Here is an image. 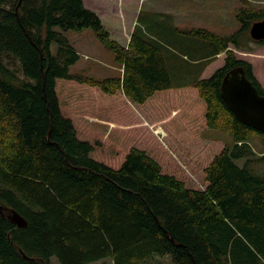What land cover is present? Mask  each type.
I'll return each mask as SVG.
<instances>
[{
    "label": "trees",
    "instance_id": "16d2710c",
    "mask_svg": "<svg viewBox=\"0 0 264 264\" xmlns=\"http://www.w3.org/2000/svg\"><path fill=\"white\" fill-rule=\"evenodd\" d=\"M237 16L242 27L229 35L186 32L208 52L191 62L196 82L174 85L162 43L140 19L123 46L83 0H0V205L28 222L0 215V264H140L164 254L173 264H264V153L250 144L255 134L264 144V132L221 96L237 66L264 95L252 63L230 48L264 45L250 35L264 9ZM85 27L115 53L121 75L70 72L79 54L58 28ZM222 52L225 63L201 78ZM155 122L177 154L208 148V128L234 143L206 164L182 165L150 130Z\"/></svg>",
    "mask_w": 264,
    "mask_h": 264
},
{
    "label": "rangeland",
    "instance_id": "374dc122",
    "mask_svg": "<svg viewBox=\"0 0 264 264\" xmlns=\"http://www.w3.org/2000/svg\"><path fill=\"white\" fill-rule=\"evenodd\" d=\"M113 2L118 3L116 0H84L87 7H93L95 11H100L103 23L113 31L110 38L126 46L128 42L126 36L122 42L115 39L114 26L117 25V12H112ZM128 4V2L123 4V8L126 10L127 17H132ZM247 7L264 9V0H145L139 23L146 31L148 38L153 37L162 43L161 48L174 85L192 84L196 82L197 76V72L194 73L193 68L198 69V67L191 62L203 57L208 49H206L204 40L186 32L192 28H206L222 35L232 34L242 27V22L237 15L241 13L242 8ZM115 9H117L116 6ZM58 30L66 35L79 54L77 62L70 66V72L83 73L97 79L121 75L122 68L115 60V53L100 40L92 28L85 27L81 30L58 28ZM250 45L253 48L251 51L240 50L233 45L230 48L235 51L239 59L252 63L253 72L264 87V45L253 41L250 42ZM53 51H56L55 44ZM215 59L217 60L208 66L205 73L202 72L201 77L211 76L225 63V52L218 54ZM152 124L149 125L152 133L165 147L168 146L173 157L182 165H185L186 162L188 165H193L200 161L201 165L206 164L221 146L234 143L233 135L230 132L224 129L208 128L200 133L201 140L208 148L197 146L193 152L180 150L181 154H177L170 148L164 124L161 122ZM250 144L257 154L264 153V144L260 135H253L250 138ZM244 160L240 159L239 163L242 165ZM196 181L199 184L202 183V179L196 178ZM89 264H113V261L110 258H105ZM140 264H173V261L171 254H164L155 255L154 258L146 259Z\"/></svg>",
    "mask_w": 264,
    "mask_h": 264
},
{
    "label": "water",
    "instance_id": "95a60500",
    "mask_svg": "<svg viewBox=\"0 0 264 264\" xmlns=\"http://www.w3.org/2000/svg\"><path fill=\"white\" fill-rule=\"evenodd\" d=\"M250 35L254 40H264V18L252 23ZM221 96L238 120L264 132V95L247 77L242 66L226 73L221 84ZM0 215L20 228L28 225L24 216L4 204L0 205Z\"/></svg>",
    "mask_w": 264,
    "mask_h": 264
},
{
    "label": "crops",
    "instance_id": "0c3cea01",
    "mask_svg": "<svg viewBox=\"0 0 264 264\" xmlns=\"http://www.w3.org/2000/svg\"><path fill=\"white\" fill-rule=\"evenodd\" d=\"M116 1H118V3H116V4H115V2L112 3V12L113 13L117 12V16H116L117 17V19H116L117 25L114 26V29L116 30V38L115 39H117V40L122 42L124 40V37L126 36L127 37V41H128L127 44H126V46H127L128 43H129V40L131 38V34H132L133 30H134V27H135L136 24H138V21H139V19L141 17V14H142V12L144 10L143 9V4L145 3V0H138V1L137 0H116ZM127 2L129 3L127 6H128V8L131 9L132 17L131 16L127 17L126 10H125V8H123L124 7L123 4H125ZM115 6L117 7V9H115ZM88 8L91 9V10L95 9L93 7H88ZM166 10H170V9H166ZM95 12L99 16H101L100 13H99L100 11L99 12L95 11ZM101 20H102V23H103V19L102 18H101ZM103 25L110 32V34H113V31H112V29L109 26L105 25L104 23H103ZM195 60L197 61L198 59H195ZM215 60H217V59H215ZM214 61H212L208 65H206L203 73H205V71L207 70L208 66L210 64H212ZM201 78H204V77H201Z\"/></svg>",
    "mask_w": 264,
    "mask_h": 264
}]
</instances>
